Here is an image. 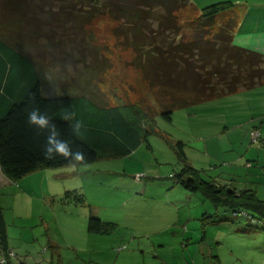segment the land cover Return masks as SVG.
Here are the masks:
<instances>
[{
  "label": "trees",
  "instance_id": "16d2710c",
  "mask_svg": "<svg viewBox=\"0 0 264 264\" xmlns=\"http://www.w3.org/2000/svg\"><path fill=\"white\" fill-rule=\"evenodd\" d=\"M191 5V0H0V172L15 181L44 168L127 156L148 135L163 136L154 127L155 113L170 121L176 109L264 86V53L233 42L239 17L215 28L201 20L234 4L206 5L188 27L179 13ZM100 17L110 24L109 47L132 53L126 63L139 70L148 104L141 95L135 102L111 103L100 88V47L89 28ZM32 108L48 116L59 136L28 123ZM164 137L181 164L173 174L176 183L199 193L214 211L244 213L248 227L263 229L264 200L253 189L204 179L184 154L183 142ZM63 198L89 207L75 189ZM113 226L89 209V233L106 234ZM9 251L0 205L5 261Z\"/></svg>",
  "mask_w": 264,
  "mask_h": 264
},
{
  "label": "rangeland",
  "instance_id": "374dc122",
  "mask_svg": "<svg viewBox=\"0 0 264 264\" xmlns=\"http://www.w3.org/2000/svg\"><path fill=\"white\" fill-rule=\"evenodd\" d=\"M219 1L232 2V10L203 23L215 28L236 14L240 29H255L264 38V21H255L259 9L249 2L191 0L180 21L193 25L202 7ZM258 16L264 19L260 11ZM109 26L103 17L89 25L102 59L98 84L111 103L135 102L141 95L148 104L139 70L126 63L132 53L109 47ZM153 119L163 136L148 135L127 156L44 168L15 181L0 172V205L13 252L4 264H264V229L228 233L225 225H202L201 196L174 183L181 164L164 137L183 142L188 161L203 169L201 176H233L234 186L246 185L264 200V86L176 109L170 121L159 112ZM253 129L259 132L255 142ZM245 154L250 168L235 161ZM74 189L89 207L65 202L64 192ZM89 209L113 223L112 230L89 233ZM237 219L248 223L244 215Z\"/></svg>",
  "mask_w": 264,
  "mask_h": 264
},
{
  "label": "crops",
  "instance_id": "0c3cea01",
  "mask_svg": "<svg viewBox=\"0 0 264 264\" xmlns=\"http://www.w3.org/2000/svg\"><path fill=\"white\" fill-rule=\"evenodd\" d=\"M236 1L249 2L250 6L258 7L259 10H258L257 14H255V21L257 22V25H259L260 23H262L264 21V19L261 16H258L259 11L261 14H264V0H236ZM241 23H242L241 20H239V23L236 26L235 31L233 33V42L236 45L247 47V48H250V49H253L256 51H261L264 53V38H261V36L257 37V30H255V29H252L249 31L240 29V27L242 25ZM247 158H248V156L245 154L242 157H239V158L237 157L235 159V161H237V160H238V162L242 161L245 168H250V167H252L253 163L250 160H248ZM243 159L245 161H243ZM247 164H249V165H247ZM202 171H203V169L201 170V172ZM237 172H238L237 168L231 167V173H237ZM217 176L218 175L214 176V178L213 177H203V176L202 177L204 179L212 178L217 182H220V183H223L226 185H230L236 189L241 188V187H239L240 184L238 186H234V180L232 178L233 176L229 177V178H223V177H217ZM172 177H173V175H172ZM230 178H232V180ZM173 181H174V179H173ZM174 183H176V182L174 181ZM176 184H178V183H176ZM243 188H247L246 185H243ZM191 194H197V193H191ZM200 200L202 201V204H204V209L202 211V225H205V224L211 225V227H213V228H216L219 225H225V227H227L228 233H230L229 231H233V232L234 231H241L242 232V231H249V230L256 232L257 228L256 229L250 228L246 224L240 223L237 219L238 218L237 216H229L227 212L223 213L222 211H219V212L214 211L212 207L210 208L209 206H207L205 204L206 200L202 196H201ZM203 214H205L208 217H203ZM95 215L97 217H99V215H97V214H95ZM100 219L103 220L102 218H100ZM7 237H8V234H7ZM202 237H203L202 238V240H203L205 238V234ZM8 245H9V242H8ZM50 246H52V245L50 244ZM9 248H10V245H9ZM10 250L12 251L11 248H10ZM217 256L220 258V255L218 253H217ZM217 256L215 255L214 257L216 258L217 261H219Z\"/></svg>",
  "mask_w": 264,
  "mask_h": 264
},
{
  "label": "clouds",
  "instance_id": "9594fccd",
  "mask_svg": "<svg viewBox=\"0 0 264 264\" xmlns=\"http://www.w3.org/2000/svg\"><path fill=\"white\" fill-rule=\"evenodd\" d=\"M65 118L67 119V114L65 115ZM28 123L31 125H36L37 127L41 128V129L48 128L50 133L54 132L55 135L59 136V133L55 130V126L50 124L48 116L45 113H41L39 108H32L28 112ZM49 139H50V136L47 137V140H49ZM57 150L62 152V150H60V149H57ZM45 155L48 156L49 158H51V156H49V154L47 152H45ZM12 254H13V252L10 250L9 255L12 256ZM2 259L4 260V258H1V260ZM1 260H0V264L6 263L5 260H4V262H1Z\"/></svg>",
  "mask_w": 264,
  "mask_h": 264
},
{
  "label": "built area",
  "instance_id": "2783aa9c",
  "mask_svg": "<svg viewBox=\"0 0 264 264\" xmlns=\"http://www.w3.org/2000/svg\"><path fill=\"white\" fill-rule=\"evenodd\" d=\"M258 134H259V132H258L256 129H253V130L250 132V137H251V140H252L253 142H255V141L258 139V137H259ZM241 214L245 215L244 213H241ZM1 262H4V260L2 259Z\"/></svg>",
  "mask_w": 264,
  "mask_h": 264
}]
</instances>
